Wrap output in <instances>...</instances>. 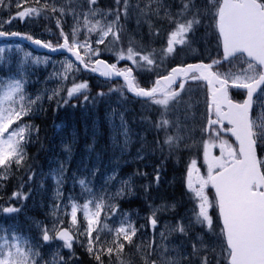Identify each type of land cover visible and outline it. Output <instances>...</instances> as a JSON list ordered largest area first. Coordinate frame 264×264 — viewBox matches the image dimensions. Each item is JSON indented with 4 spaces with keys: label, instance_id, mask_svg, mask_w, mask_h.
I'll list each match as a JSON object with an SVG mask.
<instances>
[{
    "label": "snow or ice",
    "instance_id": "1",
    "mask_svg": "<svg viewBox=\"0 0 264 264\" xmlns=\"http://www.w3.org/2000/svg\"><path fill=\"white\" fill-rule=\"evenodd\" d=\"M5 12L8 18H0V38L6 41L0 47V189L14 170L26 174L22 183L37 175L27 149L38 140L39 127L30 121L44 111L45 95L49 102L58 97L59 109L71 99L82 97L86 104L112 95L125 99L128 93L142 106L155 108L153 127L164 133L163 141L157 140L149 153L159 152L161 158L159 165H153L152 183L159 186L168 157L186 153L183 184L191 207L164 225L159 236L165 243L158 244V214L175 213L178 204H149L146 223L138 224L133 218L138 213L121 208V202L135 194L132 181L118 180L114 171L97 190L93 179L71 171L72 146L65 143L68 159L56 158L57 166L48 173L55 185L49 222L34 221L35 232L29 229V235L16 225H0V264H80L77 245L93 264H136L137 259L139 264H212L209 253L217 264H264V0H148L143 6L112 0L106 9L99 0H0V17ZM133 16L137 29L147 23L148 42L128 34L125 25ZM39 18H55L59 32L50 33L55 43L9 30L14 20ZM205 21L215 37L216 55L208 62L177 61L181 53L193 50ZM9 38L31 41L63 59L41 61L31 53L9 57ZM15 48L22 51L19 43ZM42 62L54 68L60 65L50 76L58 86L51 94H31L29 68ZM83 73L98 74L108 91L90 96ZM194 86L203 93V112ZM121 127L127 148L130 138L122 116ZM138 158L145 159L139 152ZM98 172L94 167L91 176ZM47 178L42 177L41 187ZM69 180L80 185V197L64 195ZM109 182L114 190L106 186ZM150 187L151 183L144 186L146 193ZM30 196L31 190L13 191L0 205V214L18 215ZM147 225L153 238L145 242ZM174 235L180 243L169 247L167 237Z\"/></svg>",
    "mask_w": 264,
    "mask_h": 264
},
{
    "label": "rangeland",
    "instance_id": "2",
    "mask_svg": "<svg viewBox=\"0 0 264 264\" xmlns=\"http://www.w3.org/2000/svg\"><path fill=\"white\" fill-rule=\"evenodd\" d=\"M63 3L66 0H59ZM135 4L137 2L147 3L148 0H132ZM166 3H171L172 0H165ZM74 3H83V0H74ZM15 12V7L13 6V14ZM0 18H8L5 12ZM55 19V18H54ZM39 19H29V20H14L11 31H25L29 30L39 39H48L47 36H41L43 34V26ZM68 22V19H67ZM152 22L157 26L160 25V21H157L155 17L152 18ZM38 23V28L35 24ZM56 23V20H55ZM72 23V21H71ZM207 21H205V27H201L204 32L198 37H195V43L192 45L193 50L188 51V53H181L178 58L179 61L187 60L190 62L196 61L203 58L202 48H206L207 52L211 53L215 51L216 48H211L208 44L210 40H215L214 35L209 37L211 31L206 27ZM129 35L135 37L136 40H143V42H148V25L147 23H142L141 27L137 29L136 18L133 16L131 20L125 25ZM166 27V25H165ZM37 29V31H34ZM39 33V34H38ZM46 34V33H45ZM5 40L0 41V47H5ZM8 43L12 45L11 49L6 52V55L12 58L17 56H23L24 53H31L32 57H40L41 61L44 60L46 55H41L33 51L30 47L23 44L20 45L22 51L17 52L15 45L18 43L15 40H9ZM155 47H159V44H155ZM201 46L202 48H199ZM50 58V57H49ZM63 59L62 56L55 58H50L52 61H57ZM112 62H115L114 60ZM122 65V63H121ZM60 68L59 64L55 65V68L51 63L44 64L43 62L32 66L29 68V74L27 76V91L31 94L40 93L51 94V90L58 86V82L55 79H50L51 74L54 71H58ZM3 72L0 71V75ZM82 79H85L91 84V80L96 83L99 87L100 82H97L93 76L88 74H81ZM79 82V81H78ZM71 86L70 84L68 85ZM102 86H106L102 84ZM66 96V92L63 93ZM96 94L91 93L90 96L94 97ZM126 95V94H125ZM200 101L199 111H204V96L203 93L194 86V98L197 97ZM46 98V95L44 99ZM57 98H54L56 102ZM44 101V100H43ZM80 102H72L73 105H67L65 108L63 106L60 108L61 112L57 114L56 103L54 109L56 111L55 116L51 119V122H55L54 131L52 132V123L49 121L47 126L43 128L44 118L38 119V122L42 126V131L39 133L38 140H35L27 149L28 155L34 157V160L29 162L33 165V171L37 173L34 181L22 183V178L26 180V174L24 172H16L9 177V182L12 186L9 188V195L13 191L22 190L24 192H29L31 190V196L27 201L23 202L22 211L15 216H5L0 214V225L8 227L9 225H16L18 229L24 234L29 235V229L32 233L35 232L34 221H45L49 222L48 213L50 211L51 204L54 198L55 185L48 173L51 168L57 166L56 158L61 160H67L68 156L63 151V144L70 143L72 146V153L69 167L71 171H75L78 177H87L88 179H93L95 188H99L105 184L107 177L111 176L115 171L119 179H130L132 181V187L134 189V195L126 198L121 202L122 211L132 212L134 214L138 213V216L134 215V219L137 220L138 224H145L146 221L143 219L147 217L150 212L148 210V205L159 206L165 203L176 202L178 207L174 212L164 211L159 213V225L158 231L156 232L155 239L157 243H165V241L160 240L159 231L164 230V225L172 223L178 216H183L186 214L187 209L191 207L188 203V197L184 194L185 188L183 184V179L185 176V163L187 162V154H176L168 157L163 164L161 170L160 184L157 187L153 180V171L150 173L145 171L149 175L147 177L141 176L137 177L136 173H129L123 171V166L125 163H134L141 161L138 158V152L147 158L148 155L151 157L149 166L153 168V165H159L161 162L160 153L156 152L155 155H151V147L157 140L163 141L164 133L162 131H157L153 124L157 119V112L155 108L148 109L139 101L131 100L127 95L125 99H121L118 95H112L110 97H105L104 99L98 100L93 103L91 100L88 103L83 102L81 97ZM47 102V101H46ZM46 102H43L45 104ZM52 102V103H54ZM50 103V102H49ZM73 106L72 110L66 111L65 116L62 117L61 113L63 110ZM80 111H79V110ZM115 110V114H113ZM40 113V112H38ZM37 113V114H38ZM76 113H79L76 114ZM121 116L123 117V123L129 134V144L127 148L123 147V135L124 128L121 127ZM30 123H32L30 121ZM37 125V123H35ZM105 132V135L101 136V132ZM91 146V147H90ZM144 149L141 151V149ZM214 154L218 155V148L214 150ZM165 156H167V150H165ZM144 160V159H143ZM94 167L99 168V172L95 178L91 176V171ZM129 171H133V167L128 168ZM203 171V169H202ZM71 174V172H70ZM47 176V179H43V187H41L42 177ZM152 179V180H151ZM145 181V182H143ZM151 183V187L148 188L147 193L144 190V186ZM110 190L112 188L111 182L106 185ZM117 186L118 182H117ZM5 189H1L0 195L4 193ZM82 189L77 183L73 186L72 180H69L64 186V195L67 196L71 193L74 197L81 196ZM136 199L142 201L141 205H131L132 200ZM7 199L0 201V205H4ZM83 203V199L79 201ZM21 207L20 204L16 205ZM70 211V209H69ZM78 218L82 219V214L78 213ZM153 238V230L150 225H147L144 230L143 240L145 242L150 241ZM168 246L172 247L173 244H179L180 238L174 236L167 237ZM139 243V241H138ZM80 248L79 245L76 246ZM65 253L67 250H63ZM126 253L129 251L125 250ZM78 252V251H77ZM82 255V252H80ZM218 254V250H217ZM79 260H83L82 256L76 253ZM88 257V256H86ZM48 257L46 256V259ZM89 258V257H88ZM126 258V257H125ZM90 259V258H89ZM209 259L212 260V264H217L216 259L211 253H209ZM85 261V260H84ZM139 260L137 259L136 264Z\"/></svg>",
    "mask_w": 264,
    "mask_h": 264
},
{
    "label": "trees",
    "instance_id": "3",
    "mask_svg": "<svg viewBox=\"0 0 264 264\" xmlns=\"http://www.w3.org/2000/svg\"><path fill=\"white\" fill-rule=\"evenodd\" d=\"M112 4V0H102V3H101V5L106 9L108 6H110ZM51 24V27H52V33H56V34H58V30L56 29V27L54 26V24L51 22L50 23ZM52 37L53 38H51L50 40H52V42L53 43H55L56 42V39H55V36L54 35H52ZM49 123V121L48 120H46L45 121V123L43 124V128L47 125ZM46 128V127H45ZM142 204V201H139V200H137L136 201V199H133L132 200V204L131 205H133L134 204V206L135 205H141ZM82 256H83V258H84V264H93V262L88 258V257H86L87 256V254L86 253H82Z\"/></svg>",
    "mask_w": 264,
    "mask_h": 264
},
{
    "label": "bare ground",
    "instance_id": "4",
    "mask_svg": "<svg viewBox=\"0 0 264 264\" xmlns=\"http://www.w3.org/2000/svg\"><path fill=\"white\" fill-rule=\"evenodd\" d=\"M137 201V200H136Z\"/></svg>",
    "mask_w": 264,
    "mask_h": 264
}]
</instances>
